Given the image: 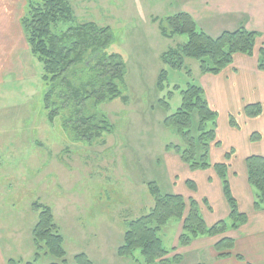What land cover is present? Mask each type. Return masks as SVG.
Wrapping results in <instances>:
<instances>
[{
    "label": "rangeland",
    "instance_id": "obj_1",
    "mask_svg": "<svg viewBox=\"0 0 264 264\" xmlns=\"http://www.w3.org/2000/svg\"><path fill=\"white\" fill-rule=\"evenodd\" d=\"M192 2L198 0H71L79 23L111 28L115 41L110 52L121 54L127 65L123 96L97 106L92 103V113L105 115L113 129L92 143L74 140L63 128L62 116L53 124L48 121L43 65L21 34L19 62V52H14L6 61L14 71L0 84V241L11 259L21 264L35 261L33 230L39 213L33 205L38 202L53 211L68 264L82 253L94 264H134L118 257L117 251L130 224L154 207L149 183L167 193L165 150L183 143L164 121L181 106L180 90L196 84L201 70L197 60H188L189 70L183 71L163 65L162 55L185 44L188 37L164 38L154 19L184 11ZM18 8L22 19L28 0H20ZM260 38L264 41L263 35ZM162 69L168 71L163 91L157 87ZM198 127L195 112L193 135L199 134ZM165 230L160 235L172 261L184 250L173 252L176 234L169 239ZM219 238L223 236L214 239ZM136 257L142 259L140 251ZM209 258L184 255L175 264H205ZM59 262L44 248L39 264Z\"/></svg>",
    "mask_w": 264,
    "mask_h": 264
},
{
    "label": "trees",
    "instance_id": "obj_2",
    "mask_svg": "<svg viewBox=\"0 0 264 264\" xmlns=\"http://www.w3.org/2000/svg\"><path fill=\"white\" fill-rule=\"evenodd\" d=\"M77 20L71 0H28L21 25L31 53L43 65V80L47 86L44 105L48 121L53 124L56 118L62 116L63 128L74 140L92 143L113 130L105 115L92 113V103L97 106L123 96L127 65L121 54L110 52L115 41L110 27L95 22L79 23ZM154 22H159L164 38L188 37L185 44L170 49L161 57L165 67L176 71L185 70V61L190 59L200 62L203 74H219L233 63L235 55H253L261 36L240 27L236 31H225L218 37H212L200 29L187 12H179L163 20L156 18ZM259 66L264 70V47L259 50ZM188 72L191 75V71ZM167 79L168 71L162 69L158 89H165ZM175 90L180 88L175 87ZM181 97L180 108L165 119L164 126L174 130L183 144L169 145L167 150L179 153L183 162L193 170L208 169L210 147L216 141V131L208 129V124L214 123L218 114L208 104L203 88L197 84H189L181 91ZM161 102L165 109H170L168 102ZM195 112L199 118L198 135L192 133ZM261 112L260 105L246 108L249 117H257ZM246 165L249 183L256 193L254 209L260 211L264 207V157L251 156ZM227 168L226 164L215 166L230 204L232 229L238 230L248 222V217L240 212L231 194ZM149 190L155 200L154 208L148 215L130 224L125 233V243L117 251L118 257L135 258L134 254L140 251L143 264H172L180 260L181 256L178 255L172 261L169 259L171 252L163 246L159 237L161 229L171 219L183 222L178 247L173 251L189 247L199 237L216 238L228 231L225 221L208 227L195 201L188 203L183 196L164 195L155 183L149 184ZM33 209L39 213L38 223L33 230L37 253L35 261L27 264H39L44 248L60 260L51 264H68L65 239L51 207L37 202ZM234 246L235 240L223 237L216 243L215 249L220 258H226L232 256ZM237 256L244 262L241 255ZM10 264L16 262L12 260ZM74 264L93 262L82 253L75 256Z\"/></svg>",
    "mask_w": 264,
    "mask_h": 264
},
{
    "label": "crops",
    "instance_id": "obj_3",
    "mask_svg": "<svg viewBox=\"0 0 264 264\" xmlns=\"http://www.w3.org/2000/svg\"><path fill=\"white\" fill-rule=\"evenodd\" d=\"M19 2L20 0H0V84L5 82L7 74L14 71L13 66L6 62L13 59L14 52H19V62V55L22 54L21 34L27 40L21 25ZM181 12L189 13L199 28L212 37L240 27L264 36V0H198ZM218 28L221 31L217 33ZM260 37L256 44L257 51L253 55H235L233 63L219 74H203L201 70L197 74L196 84L203 88L208 104L218 114L212 124V128H216V141L211 144L208 155L210 168L193 170L183 162L179 153L167 149V169L160 163V167L168 173L167 193H163L158 186L161 193L183 196L188 203L195 201L208 227L225 221L228 231L223 237L235 240L233 254L226 258L219 257L215 249L218 240L209 236L199 237L189 247L182 248L184 252L181 256L209 254L210 258L205 264H264V207L260 211L254 209L256 193L249 183L246 165L251 156L264 157V70L259 66V50L261 46L264 47L260 44L264 41ZM187 61L188 59L185 61V70H189ZM252 105L262 107V112L257 117L246 114V108ZM221 164L228 166L226 176L231 194L240 212L248 217V222L238 230L232 229L230 204L224 193L223 182L215 169L216 165ZM182 227V220L171 219L161 229V232L166 229L169 239L176 234L173 249L178 247ZM160 233L159 237L162 239ZM163 246L165 247L164 242ZM237 255H241L245 263ZM134 257L136 259H128H132L134 264H143V258H137L136 253ZM11 258V255H6L0 241V264H10L12 260L21 264Z\"/></svg>",
    "mask_w": 264,
    "mask_h": 264
}]
</instances>
